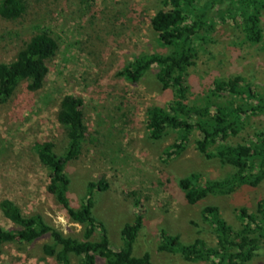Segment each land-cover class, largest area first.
I'll return each instance as SVG.
<instances>
[{
    "label": "rangeland",
    "instance_id": "1",
    "mask_svg": "<svg viewBox=\"0 0 264 264\" xmlns=\"http://www.w3.org/2000/svg\"><path fill=\"white\" fill-rule=\"evenodd\" d=\"M161 7L159 0H27L26 12L19 19L0 18V63L14 61L40 29H46L58 43L55 56L47 61L42 88L30 92L21 83L0 104V202L8 199L24 215L39 214L64 236L82 238V227L68 220L48 194V171L33 150L35 143L50 142L56 153L63 152L65 133L56 113L64 96L78 97L83 101L86 136L82 156L66 167L72 207H79L89 181L104 179L109 188L96 194L93 215L104 224L113 249L121 247L124 226L140 214L143 227L135 243L136 256L147 255L153 264H208L159 252V232L178 235L183 244L200 238L212 245V227L202 219L201 209L217 206L221 217L238 228L237 210L253 213L264 199V179L257 187L209 195L196 205L185 202L179 179L194 173L202 181H218L233 169L199 154L196 132L178 156L165 160L164 152L176 134L168 132L159 141L149 140L147 109L166 106L173 91L162 89L155 67L136 83L117 76L135 57L170 51L156 42L150 28L151 18ZM261 29L263 40L253 45L245 42L231 18L215 22L214 30L197 44V57L186 72L189 104H202L215 80L233 76L243 77L264 99V12ZM263 130L264 112L248 115L240 133L228 142L249 143ZM0 227H13L1 212ZM47 243H51L49 236L30 244H5L0 264H57L42 251ZM71 264H78V259L71 257ZM96 264L106 263L97 258ZM247 264H264V252Z\"/></svg>",
    "mask_w": 264,
    "mask_h": 264
},
{
    "label": "trees",
    "instance_id": "2",
    "mask_svg": "<svg viewBox=\"0 0 264 264\" xmlns=\"http://www.w3.org/2000/svg\"><path fill=\"white\" fill-rule=\"evenodd\" d=\"M159 1L162 7L151 18L150 28L156 34V42L170 51L140 55L117 72L118 77L136 83L155 67L156 80L162 89H171L174 93L166 106L147 109L148 139L159 141L168 132L175 133V141L164 152L165 160H169L184 150L189 137L196 132L200 138L194 144L199 154L233 169L230 175L218 181H202L194 173L179 179L178 186L189 205H196L209 195H229L242 186L257 187L264 179V130L256 132L249 143L230 144L228 140L240 133L248 115L264 112V99L243 77L233 76L215 80L202 104H189L185 78L197 57V44L214 30L215 22H224L225 17L231 18L241 29L245 42L260 43L264 0ZM26 8L27 0H0V18L15 21ZM57 50V41L46 29H40L16 53L14 61L0 63V104L7 102L21 83H26L30 92L40 90L48 74L47 61ZM82 110L83 101L78 97L68 95L60 101L56 119L65 133L61 154L53 150L50 142L33 145L38 161L48 171V194L68 220L82 227V238L64 236L41 215L26 216L14 202L4 199L0 202V212L13 227H0V250L5 244H30L49 236L51 243L44 244L42 251L57 264H71V257L77 258L78 264H96L97 258L106 264H153L147 255L134 253L143 227L140 214L121 231V247H111L104 224L93 215L96 194L109 188L104 179L86 184L79 207H72L67 198L71 181L66 167L84 151L86 127ZM200 214L212 227V245L200 238L183 244L178 235L161 230L157 250L177 254L189 263L208 264H247L264 252V199L257 202L253 213L244 208L237 210L238 228L221 217L217 206H205Z\"/></svg>",
    "mask_w": 264,
    "mask_h": 264
}]
</instances>
